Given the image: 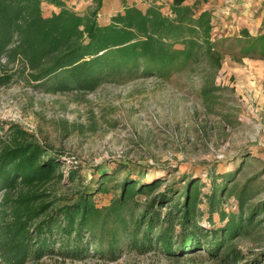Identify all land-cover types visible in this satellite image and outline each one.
<instances>
[{"label":"trees","instance_id":"1","mask_svg":"<svg viewBox=\"0 0 264 264\" xmlns=\"http://www.w3.org/2000/svg\"><path fill=\"white\" fill-rule=\"evenodd\" d=\"M102 1L89 0L78 10L66 0H0V87L22 78L46 93L89 92L106 82L192 74L198 81L194 93L207 105L221 89L215 80L225 56L264 59V31L252 36L244 28L238 36L213 39L211 10L200 7V0H169L172 18L157 0H142L145 9L120 0L122 11L100 24ZM44 5L54 7L49 16ZM5 130L0 264L92 255L116 261L126 251L152 250L169 256L204 250L219 264H264V252L245 260L234 245L264 230V200L251 202L253 178L235 181L250 155L233 170H211L207 191L200 179L184 177L159 190L162 179L132 176L118 165L85 186L77 169H70L66 183L79 188L58 194L53 187L63 181L61 157L16 124ZM99 194L110 195L107 204L97 202ZM229 198L234 209L224 207Z\"/></svg>","mask_w":264,"mask_h":264},{"label":"rangeland","instance_id":"2","mask_svg":"<svg viewBox=\"0 0 264 264\" xmlns=\"http://www.w3.org/2000/svg\"><path fill=\"white\" fill-rule=\"evenodd\" d=\"M66 1L70 7L80 10L89 0ZM241 1L248 2L258 17L264 12V0ZM157 2L163 7L168 4V0ZM127 3H135L141 9L146 7L142 0H127ZM121 5L120 0H106L98 16L99 23L105 24L109 14ZM53 10L51 6H43L45 16ZM228 17L227 20H239ZM230 25L236 26V22ZM241 62L224 57L215 80L221 89L207 105L194 93L192 86L198 81L192 74H179L170 81L153 76L121 83L106 82L93 91L66 93H46L22 78L14 80L0 87V137L6 136L8 124H16L50 152L58 154L64 162L63 181L53 187L58 194L79 188L77 183H66L70 169H77L81 186H85L111 173L114 167L121 169L118 165L126 166L132 176L144 174L147 180L162 179L159 190L166 183L184 177L200 179L203 190L207 191L211 170H233L243 156L250 155V164L241 166L235 181L243 184L253 178L256 193L251 202H258L264 200V102L260 98L253 102L246 93L238 94L232 82L231 65ZM109 198L110 195L99 194L97 202L105 205ZM224 207L234 209L235 200L227 199ZM259 217L264 219V213ZM261 232L262 236L253 240L238 238L234 242L246 256L245 260L264 252V230ZM42 262L219 264L204 250L183 256H169L160 250L146 254L126 251L116 261L92 255L82 261H61L55 257Z\"/></svg>","mask_w":264,"mask_h":264},{"label":"crops","instance_id":"3","mask_svg":"<svg viewBox=\"0 0 264 264\" xmlns=\"http://www.w3.org/2000/svg\"><path fill=\"white\" fill-rule=\"evenodd\" d=\"M194 1L187 0L186 3L192 4ZM102 2L101 10L106 0ZM248 4V2L245 3L241 0H200V7L211 10L213 19L212 38L219 39L227 35L238 36L240 30L244 28L252 36L264 31V12L258 17ZM52 8L54 9V7ZM122 9L123 5L115 13L109 14L108 20ZM228 16L237 17L239 20H227ZM108 20L105 24L108 23ZM235 22L236 26L230 25L235 24ZM242 61L240 64L233 63L231 65L233 85L236 87L238 94L246 93L251 101L255 102L260 98L264 102V59L243 58Z\"/></svg>","mask_w":264,"mask_h":264},{"label":"built area","instance_id":"4","mask_svg":"<svg viewBox=\"0 0 264 264\" xmlns=\"http://www.w3.org/2000/svg\"><path fill=\"white\" fill-rule=\"evenodd\" d=\"M162 10H163L164 15L170 18L174 17V13L169 9L168 4H165Z\"/></svg>","mask_w":264,"mask_h":264}]
</instances>
